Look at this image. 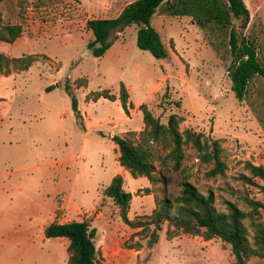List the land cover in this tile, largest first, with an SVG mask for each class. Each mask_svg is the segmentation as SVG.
Returning a JSON list of instances; mask_svg holds the SVG:
<instances>
[{
	"label": "rangeland",
	"instance_id": "rangeland-1",
	"mask_svg": "<svg viewBox=\"0 0 264 264\" xmlns=\"http://www.w3.org/2000/svg\"><path fill=\"white\" fill-rule=\"evenodd\" d=\"M131 1L0 0V53L25 59L0 71V264H68L69 240L49 237L47 229L82 219L98 231L103 264H230V246L219 238L205 240L164 223L153 243L152 225L128 227L119 207L104 196L115 175L132 195L129 219L145 220L160 199L173 200L188 182L211 195L217 211L228 212V202L241 209L253 246L264 212L252 216L250 200L264 203V193L241 175L263 184L245 163L264 166V77L253 76L238 101L226 72L232 59L227 31L200 28L190 16L160 10L151 25L168 49L166 59L136 46L134 25L114 33L118 42L103 56H93L86 21L114 17ZM244 2L249 11L244 35L254 41L264 66V0ZM8 26L20 33L13 37ZM26 60L32 63L22 69ZM57 70L62 88L46 92L44 83ZM68 75L71 92L64 87ZM120 82L129 88L128 115L113 107L114 100L121 105ZM104 90L114 99L96 101ZM144 109L163 125L177 115L180 148L166 133L157 139L147 133L152 126L143 120ZM107 115L113 116L102 119ZM108 120L120 124L109 128ZM189 133L199 135V147ZM113 135L146 152L155 166L154 182L124 169ZM168 229L176 235L168 236Z\"/></svg>",
	"mask_w": 264,
	"mask_h": 264
},
{
	"label": "trees",
	"instance_id": "trees-1",
	"mask_svg": "<svg viewBox=\"0 0 264 264\" xmlns=\"http://www.w3.org/2000/svg\"><path fill=\"white\" fill-rule=\"evenodd\" d=\"M157 10L161 14L190 16L200 28H220L228 34L229 52L232 57L227 66V76L231 82L230 89L238 101L244 99L248 85L255 75L264 77L262 65L253 40L244 35L249 22V11L244 0H133L126 4L114 17L94 18L86 21V27L91 30L93 38L87 42V49L95 57L103 56L113 44L114 33L121 32L127 26L136 27V46L147 51L156 59H166L169 55L159 32L151 25V19ZM237 26V28H236ZM13 37L20 33L19 28L8 26ZM25 61L24 58H10L0 53V71L7 73L10 62ZM32 61L22 65L26 69ZM71 92L69 87H65ZM103 96L114 99V95L107 90L99 92L98 98ZM128 92L123 82H120V103L125 112H128ZM143 106V105H142ZM72 108L77 110L76 100L72 99ZM143 120L152 129L147 132L157 139L160 134L166 133L175 148H180L182 136L178 130V117L170 114L166 125L154 118L149 110H143ZM190 134V133H189ZM195 144L200 146L199 135L190 134ZM111 140L118 147L119 161L131 176H146L154 182L155 166L147 159L146 152L136 146L130 139L113 135ZM213 155L216 167L221 170L222 163L218 161L217 148L213 146ZM252 176L259 178L263 184L256 183L251 177L241 175V178L264 193V166L255 165L250 161L245 163ZM104 196L113 205L118 206L121 220L130 228L145 229L152 225L150 241L156 243L159 232L164 223L172 226L174 231L193 236H202L205 240L219 238L230 246L233 256L230 264H251L253 258L264 264V223H258L255 230L253 246L248 244L246 231L243 225L245 213L231 202L227 203L228 212H219L213 205L211 195H204L188 182H184L180 194L173 200L160 199L151 214L145 220L129 219L127 212L132 195L123 188V179L120 175L112 177L110 184L104 190ZM254 206L251 215L264 212V203L250 200ZM167 235H176L167 230ZM63 237L69 240L67 246L68 264H103V258L96 248L98 231L91 226L90 221L70 220L63 223Z\"/></svg>",
	"mask_w": 264,
	"mask_h": 264
},
{
	"label": "crops",
	"instance_id": "crops-1",
	"mask_svg": "<svg viewBox=\"0 0 264 264\" xmlns=\"http://www.w3.org/2000/svg\"><path fill=\"white\" fill-rule=\"evenodd\" d=\"M118 42V40L117 41H114L113 42V44L108 48V50L110 49V48H112L116 43ZM107 50V51H108ZM106 51V52H107ZM31 68V67H30ZM30 68H29V70H30ZM49 71V70H48ZM52 73H56L55 74V77L52 79V80H50V81H47L46 80V82L44 83V90L46 91V92H50L51 91V89L54 87V85H56V88H62V86H61V84L59 83V81H58V79L60 78V76H59V70H57V72H52ZM49 74H51V72H49ZM263 77V76H262ZM69 78H71L69 75H68V78L65 80V84H64V87H69V89H70V91L72 90V86H71V83H70V81H69ZM124 85H125V83H124ZM125 88H126V90H127V92H129V88H127V86L125 85ZM129 96H130V93H129ZM145 96V95H144ZM144 96H142V97H140V98H138L137 99V101H140L141 99H143V97ZM129 98V97H128ZM99 99H104V100H107L108 98H105V97H103V96H100L99 98H97V100L96 101H98ZM130 99V98H129ZM131 100H132V98H131ZM95 101V102H96ZM133 101V100H132ZM114 103H113V107H114V109L116 110V113H119V112H124L126 115H128V113H129V106H130V103L128 102V112H125L124 111V109L122 108V106L121 105H115L116 103V101L114 100L113 101ZM121 104V103H120ZM76 112L77 113H75L74 112V114L77 116V118L80 120V112H79V109H78V106H77V110H76ZM115 113V114H116ZM114 114V115H115ZM109 116H113V115H107V116H105V117H102V119H109L108 117ZM101 120V117L100 118H98L96 121H100ZM106 124L108 125V127L109 128H113V127H117L120 123L119 122H117L116 120H108V121H106ZM123 124H125V123H123ZM122 127H125V125H123ZM139 128H140V125H139ZM123 172V171H122ZM128 172V171H127ZM112 177V176H111Z\"/></svg>",
	"mask_w": 264,
	"mask_h": 264
},
{
	"label": "water",
	"instance_id": "water-1",
	"mask_svg": "<svg viewBox=\"0 0 264 264\" xmlns=\"http://www.w3.org/2000/svg\"><path fill=\"white\" fill-rule=\"evenodd\" d=\"M63 234V223L54 224L47 229L49 237H60Z\"/></svg>",
	"mask_w": 264,
	"mask_h": 264
}]
</instances>
